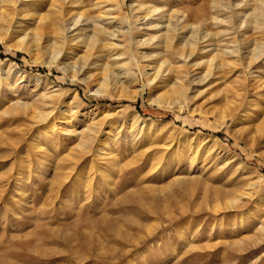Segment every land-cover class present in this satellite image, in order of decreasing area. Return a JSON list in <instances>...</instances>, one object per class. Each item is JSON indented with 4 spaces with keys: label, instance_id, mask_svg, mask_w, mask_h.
Here are the masks:
<instances>
[{
    "label": "rangeland",
    "instance_id": "obj_1",
    "mask_svg": "<svg viewBox=\"0 0 264 264\" xmlns=\"http://www.w3.org/2000/svg\"><path fill=\"white\" fill-rule=\"evenodd\" d=\"M0 1V264H264V0Z\"/></svg>",
    "mask_w": 264,
    "mask_h": 264
},
{
    "label": "bare ground",
    "instance_id": "obj_2",
    "mask_svg": "<svg viewBox=\"0 0 264 264\" xmlns=\"http://www.w3.org/2000/svg\"><path fill=\"white\" fill-rule=\"evenodd\" d=\"M5 3H7V4H10V5H12L13 6V8H11L12 9V11H11V13H4L3 15H2V20H3V23H5L6 25H7V29L6 30H4V32L7 34L8 33V31H12L13 30V24H16V19L15 18H17V17H15L16 16V14H17V10H15V6H17V4L20 2V1H22V0H3ZM3 1H2V3H3ZM55 1V3H59L60 2V0H54ZM63 1H70V0H63ZM1 2V1H0ZM6 4V5H7ZM134 4H136V0H134L133 1V5ZM9 6V5H8ZM118 6H119V4H116V5H114L113 7H116V8H118ZM107 7H108V5H107ZM157 9V8H156ZM141 10H142V8H141ZM4 11V10H3ZM19 11V10H18ZM118 11V10H117ZM3 13V12H2ZM102 14H105L106 16H112V14L111 13H108V11L106 12V11H103L102 12ZM253 15V14H252ZM29 17V13H26V12H24V11H21L20 12V14L18 15V18H20L19 20L20 21H23V19H26V18H28ZM159 17V16H158ZM186 17V16H185ZM81 18V17H80ZM186 18H188V17H186ZM117 19V17L116 16H114L112 19H108V20H116ZM38 20V19H37ZM162 21V20H161ZM19 22V21H18ZM40 22H41V24H39V26L36 28V30H35V32H34V34H33V38H34V42H38V43H41L42 42V40H43V35H45V34H53L54 36H56V37H59V38H57L58 39V41H56V44L57 45H59V48H61V49H64V48H66V47H68L67 46V43H68V45L71 43V42H74L76 39H73L72 38V40H68V33H69V31L71 30L70 28H68V25H66V24H63L62 23V21H61V23H60V21H57L56 23H54V24H49V23H47L46 22V20L45 19H43V18H41L40 19ZM18 24V23H17ZM77 24L78 23H76L73 27H75V26H77ZM248 24H251L252 26H254V30H256V31H258V30H260V29H262L263 28V26H264V23H263V21L259 18V16L257 15V14H254L253 16H251V18L248 20V22L247 21H245L244 23H243V25H248ZM159 25L160 24H157V25H154L153 23H151V24H149V27L150 28H153V29H155V28H158L159 27ZM186 28H187V26H182V28H181V31H184V30H186ZM241 28H244V27H241ZM246 30H247V28H246ZM179 29H176V31H175V33H171L170 32V29L168 28L166 31H165V33L164 34H161L160 35V37H164V38H166V40H168L170 43H173V42H175L176 40H177V34L179 33ZM162 32V31H161ZM15 34V33H14ZM8 36V35H7ZM159 37V38H160ZM158 38V37H157ZM156 39V38H155ZM21 40H23V39H21ZM60 41H61V43L62 44H60ZM183 41V40H182ZM98 43V41L96 40V39H94V38H90V44H91V46L93 47V49L95 48V45ZM194 44V42L193 43H191V41L190 40H184V42H183V45H182V48L179 50V55H180V57L181 58H183L184 60H188L190 57H191V55L192 54H190V55H188L189 53L187 52V50L188 49H193V48H195V46L193 45ZM247 45V44H246ZM114 46V45H113ZM60 49V51H58V53H61L62 52V50ZM262 49V45H260V44H256V45H254L253 46V48H252V51H251V53H252V57H251V60H250V66L256 61V60H259L261 57H262V52H260V50ZM29 50V49H28ZM69 50V52L71 53V49H68ZM29 51H31V50H29ZM67 51V50H66ZM121 56V55H120ZM193 57V56H192ZM189 61V60H188ZM187 61V62H188ZM164 63V62H163ZM210 72H208L205 76H206V78L205 79H207V78H209V77H214L215 76V73H214V71H216V70H219V69H221L222 67H224L225 66V63H223V62H220V59H219V55L217 54V55H215L213 58H211V60H210ZM213 71V72H212ZM37 79H39V77H36ZM203 81H204V79H202L200 82H197L198 84H201V83H203ZM183 85H185V84H183ZM108 90V86L107 85H105V84H103L100 88H99V90L97 91L98 93L99 92H106ZM220 118H224V115H221L220 116ZM259 131H260V133L261 132H263L264 131V129H259Z\"/></svg>",
    "mask_w": 264,
    "mask_h": 264
}]
</instances>
